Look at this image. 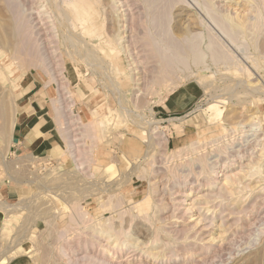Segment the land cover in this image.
<instances>
[{
    "label": "rangeland",
    "instance_id": "1",
    "mask_svg": "<svg viewBox=\"0 0 264 264\" xmlns=\"http://www.w3.org/2000/svg\"><path fill=\"white\" fill-rule=\"evenodd\" d=\"M72 1L0 0V189L18 192L5 198L0 264H83L92 234L116 247L95 223L72 221L75 204L126 233L107 249L113 264H264V0H90V23ZM167 28L188 62L166 77L153 43L168 50ZM211 36L233 60L216 58ZM45 90L62 146L40 172L12 155L14 119L22 94ZM93 119L103 122L96 147ZM146 199L148 215L135 208ZM117 200L123 218L101 207Z\"/></svg>",
    "mask_w": 264,
    "mask_h": 264
},
{
    "label": "bare ground",
    "instance_id": "2",
    "mask_svg": "<svg viewBox=\"0 0 264 264\" xmlns=\"http://www.w3.org/2000/svg\"><path fill=\"white\" fill-rule=\"evenodd\" d=\"M115 1V0H114ZM155 1V0H154ZM18 2V1H17ZM23 2V1H22ZM118 2V1H117ZM116 2V3H117ZM144 2V1H143ZM16 3V2H15ZM14 3V4H15ZM121 3V2H120ZM207 3V2H206ZM204 3V4H206ZM17 4V3H16ZM115 4V3H114ZM93 4L90 2V0H73L71 3H69V6L78 12L77 17H79V20H81L83 23H90L89 21L93 22V18L95 15H97L96 11L93 9ZM119 5V4H118ZM121 5V4H120ZM126 5V4H125ZM116 6V5H114ZM123 6V5H122ZM17 7V6H16ZM119 7V6H118ZM117 8V7H116ZM134 8V6H133ZM264 9V8H263ZM16 10V8H15ZM206 10H207V13L209 16H211V18L213 19V21L218 25L220 26L221 30L225 33V35H228L229 38L231 39V41L233 43H237V37H238V34H236L237 32H235L236 30L232 27V25L228 24V22H225L224 20L220 19L218 16H216L215 12L213 10H211V6L207 3L206 4ZM118 10L116 9V12ZM258 11V10H257ZM25 12V11H23ZM129 12V11H128ZM148 12V11H147ZM153 13V12H152ZM21 14V13H20ZM118 14V13H117ZM129 14V13H128ZM17 15V13H16ZM21 15H24V14H21ZM124 15V14H123ZM156 15V14H155ZM116 16V15H115ZM119 16V15H118ZM152 16V15H151ZM162 16V15H161ZM125 17V16H124ZM126 18V17H125ZM129 18V17H128ZM162 18V17H161ZM164 18V17H163ZM262 14L261 12L258 13V18H257V21L260 22L262 21ZM20 19V18H19ZM18 19V20H19ZM78 19V18H77ZM118 19V18H117ZM124 19V18H123ZM129 21V20H128ZM264 21V20H263ZM119 22V21H118ZM234 22V21H233ZM17 23V22H16ZM126 23V22H125ZM128 23V22H127ZM157 22H155L156 24ZM22 24V23H21ZM257 24V22H256ZM259 24V23H258ZM124 26V25H123ZM128 26V25H127ZM159 26V25H158ZM166 26V25H165ZM257 26V25H256ZM155 27V26H154ZM249 27V25H248ZM21 28V27H20ZM125 29V27H123ZM122 28V29H123ZM127 28V27H126ZM252 28V27H251ZM256 28V27H255ZM262 28V27H261ZM19 29V27H18ZM121 29V30H122ZM129 29V28H128ZM259 29V28H258ZM20 30V29H19ZM256 30V29H255ZM252 31V30H251ZM262 31V30H261ZM264 31V30H263ZM131 32V31H130ZM17 33H18V30H17ZM33 33V32H32ZM126 33V32H125ZM264 33V32H263ZM122 34V33H121ZM245 34V33H244ZM31 36V35H30ZM124 36L126 37V35L124 34ZM158 36L162 37L161 40L162 42H166L167 41V44H168V50L167 49H164L163 47H161V44H159V41H157L155 38H154V46L157 50V52H159L160 56H161V59H162V62L160 63V66H161V69H160V73L162 75H168V71L169 69H172L175 65V63H182L184 65H187V62H188V57L184 51V48L181 46L180 44V40L177 39L173 33L171 32L170 28H167V30H161L158 34ZM121 37V36H120ZM124 37V38H125ZM165 37H166V40H165ZM240 37V36H239ZM128 38V37H127ZM153 38V37H152ZM158 38V37H157ZM122 39V38H121ZM239 39V38H238ZM252 39V38H251ZM117 40H120L117 39ZM159 40V39H158ZM187 40V39H186ZM106 41V40H105ZM104 41V42H105ZM122 41V40H121ZM124 41V39H123ZM130 41L131 40V37H130ZM27 42V40H26ZM120 42V41H119ZM128 42V41H127ZM182 42H186V41H183ZM244 42V41H243ZM30 43V42H29ZM35 43V42H34ZM107 44L110 43V41L108 40L106 42ZM104 43V44H106ZM27 44V43H25ZM106 44V46H107ZM186 44V43H185ZM24 45V44H23ZM34 45V44H32ZM111 45V43L109 44V46ZM184 45V43H183ZM23 47V46H22ZM26 47V46H25ZM112 47V46H111ZM125 47V46H124ZM199 47V46H198ZM129 48V47H128ZM188 48V47H186ZM185 48V50H186ZM210 48L211 50L213 51V53L216 55V58L217 59H225V60H233V56L231 54H229L227 51L224 50V46L215 40V38L213 36L210 37ZM31 49V47H30ZM122 49V48H121ZM193 49V48H192ZM116 50V49H115ZM114 50V53L116 52ZM188 50V49H187ZM24 52V51H23ZM30 52V51H29ZM102 52V51H101ZM104 53V52H103ZM113 53V51L111 52V54ZM31 55V53H29ZM118 54V53H117ZM34 55V53H33ZM39 56V55H38ZM42 56V54H41ZM50 56V55H49ZM30 57V56H29ZM28 58V57H27ZM203 58V55L202 53H199L198 56L196 57V59L198 61H200L201 59ZM37 58H35L36 60ZM43 59V58H42ZM24 60V59H22ZM30 60V59H29ZM41 60V59H40ZM132 61V60H131ZM135 61V60H134ZM43 62V60H42ZM133 62V61H132ZM41 63V61H40ZM136 63V61L134 62ZM191 63V62H190ZM30 64V63H29ZM38 64V63H37ZM26 65V64H25ZM177 66V65H176ZM190 66V65H189ZM44 67V66H43ZM182 67V66H181ZM183 68V67H182ZM136 69V68H135ZM181 69V68H180ZM46 72V71H45ZM187 72V71H186ZM139 74V73H138ZM163 78V77H161ZM53 104H56V102L53 101ZM54 107V105H53ZM221 108L222 106H219V104H211L209 106V112H211V115L212 117L214 118V120H217V119H220L222 113H221ZM54 109V108H53ZM55 111H58V108L56 109V105H55ZM54 111V112H55ZM109 113V111H108ZM79 118V117H78ZM213 122V121H212ZM217 122V121H216ZM211 124V123H210ZM59 126L60 128L62 127V125L59 123ZM102 127H103V122H98L97 120L95 121V119H93L92 122H90L89 124L85 125V132L87 135H89V137L93 140V146L96 147V143L97 141L100 142V139H101V136L99 133H101L102 131ZM62 129V128H61ZM242 129H245V127H243ZM234 130H239V126H236L234 128ZM244 132V131H243ZM138 134V133H137ZM143 134V133H141ZM103 135V134H102ZM140 135V134H138ZM121 137H123V140H124V143L125 141L127 142V139L125 138L126 136L125 135H122ZM143 138V137H142ZM141 138V139H142ZM96 141V142H95ZM146 141V140H145ZM98 142V143H99ZM100 147V145H99ZM98 147V149H99ZM133 149V148H132ZM102 152V151H101ZM131 152V151H130ZM176 153V152H175ZM178 154H180V152L178 151L177 152ZM92 154V153H91ZM177 155V154H175ZM174 155V156H175ZM89 160H92L91 159V156H90V159ZM89 162V161H88ZM205 162V161H204ZM205 164V163H204ZM224 166H227V165H224ZM207 167V166H206ZM208 168V167H207ZM213 171V170H212ZM211 169L209 170L208 174H210L211 172ZM215 172V171H214ZM216 174V172H215ZM214 175V174H213ZM210 178V181L211 183L214 181V179H216L217 177H215V175L212 177L211 175L208 176ZM215 177V178H214ZM209 178H208V181H209ZM178 179V177H177ZM227 182H229V179H226ZM216 182V181H215ZM209 183V182H208ZM214 184V183H212ZM142 203L137 206H135V208L139 209L138 211L141 213V214H144V215H148L149 213V210L152 208L153 206V202L152 200L150 199H146V201H141ZM178 202L179 204V201H176ZM183 202V201H182ZM181 202V203H182ZM74 205V204H73ZM123 205H124V201L123 200H117L116 202H111V203H108V204H101V207L103 210H107V209H111L113 212H118L120 218H123L124 215L126 214V211L123 210ZM181 205V204H180ZM72 209V208H71ZM84 209V208H83ZM70 213V212H69ZM95 217V216H94ZM93 216H91L90 214H88L87 212H84L82 211V208L80 207V205L78 204H75L73 209L71 210V219L72 221H74L76 224L78 222L82 223V224H85V225H88V224H94L98 227H101V231L105 234V233H108L110 236V239L112 237L115 238V240L117 239L119 241V243H117L116 247H111L109 246V248H107L106 246H103L102 244V241L101 238L95 234H92L91 238L89 239V243H90V246L89 248L88 247H84L83 249L84 250H96L97 253H87V251L85 252L84 256L82 257L83 258V264H111L112 262H110V260L108 259V255H111V254H108V250L109 249V252H112V251H116L117 248L119 246H121L123 243H122V240L126 237V233L123 232L122 230L121 231H118L116 230L115 227H113L112 225V221H113V218L110 217L108 218L107 220H105V222H103L101 219L99 218H94ZM70 218V217H69ZM7 221L6 223H4L5 227H9V225L11 224V222L13 221L12 220V217L8 216L6 217V220ZM72 224V223H71ZM74 225V224H72ZM61 235V234H60ZM60 238H62L60 236ZM114 240V241H115ZM86 245V244H85ZM108 246V245H107ZM64 247V246H63ZM98 247V248H97ZM58 249V248H57ZM64 249H67V248H62L60 246V250H61V253L64 255V256H68V251L64 250ZM79 249V248H78ZM103 249V252L102 250ZM111 250V251H110ZM84 253V252H83ZM115 254H117L116 252H114ZM121 253V252H120ZM152 257L156 258L157 256H160V254H155V253H151ZM176 257H179V255H175ZM73 258V256H72ZM71 259V257H70ZM76 259V258H75ZM111 259V258H110ZM112 260V259H111ZM113 264V263H112ZM117 264V263H116Z\"/></svg>",
    "mask_w": 264,
    "mask_h": 264
},
{
    "label": "crops",
    "instance_id": "3",
    "mask_svg": "<svg viewBox=\"0 0 264 264\" xmlns=\"http://www.w3.org/2000/svg\"><path fill=\"white\" fill-rule=\"evenodd\" d=\"M51 97L47 90L41 93L25 92L20 97L14 119V152L19 156L58 155L61 144L50 117ZM18 194L12 186L0 189V225L6 207V197Z\"/></svg>",
    "mask_w": 264,
    "mask_h": 264
},
{
    "label": "built area",
    "instance_id": "4",
    "mask_svg": "<svg viewBox=\"0 0 264 264\" xmlns=\"http://www.w3.org/2000/svg\"><path fill=\"white\" fill-rule=\"evenodd\" d=\"M16 157V159H29L30 160V168L34 169V171L44 172L49 169L52 165V158L37 156V155H27V156H19L16 152H12V155Z\"/></svg>",
    "mask_w": 264,
    "mask_h": 264
}]
</instances>
